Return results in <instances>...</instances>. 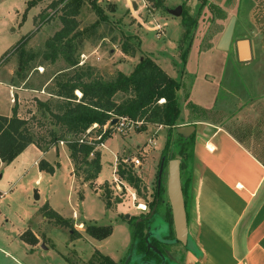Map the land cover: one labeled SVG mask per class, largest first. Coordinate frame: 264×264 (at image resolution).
Wrapping results in <instances>:
<instances>
[{"label":"rangeland","instance_id":"374dc122","mask_svg":"<svg viewBox=\"0 0 264 264\" xmlns=\"http://www.w3.org/2000/svg\"><path fill=\"white\" fill-rule=\"evenodd\" d=\"M28 1L0 0V114L10 115L16 104L18 115L27 119L42 145L50 141V130L58 128L38 101L53 102L50 93L58 79L81 67L86 79L109 80L117 71L129 74L148 56L180 81L181 113L176 127L184 125L190 115L202 114L206 107L209 115L239 133L264 160V0H161L160 5L153 0L151 6L139 8L127 5L126 0L94 3L101 14L90 1L83 0L76 16L77 32L70 43L75 47L74 69L61 55L54 61L46 56V40L62 26L64 2L54 6L57 0H38L27 8ZM178 4L190 6L185 21L182 14L168 12ZM231 16L236 17V24L229 49H218L217 42ZM242 40L249 46L245 60L240 59L237 45ZM122 97L118 95V99ZM163 101L161 98L159 103ZM108 123L102 130L94 128L91 136L98 139ZM142 126L145 129L138 131ZM176 127L169 152L175 155ZM166 138L164 125L115 123L110 139L96 146L101 169L92 182L84 180L82 166L74 168L63 141L49 147L51 152L46 155L30 145L9 163L0 160V264H101V254L124 264L130 245L129 219L153 211L148 203L153 200ZM41 157L55 166L52 174L39 169ZM132 157L139 158L140 165L133 166ZM120 162L131 165L140 177L137 188L116 173ZM161 183H166L165 165ZM45 203L68 219L79 236L71 234L70 226L44 216L40 208ZM163 209L161 206L154 214L151 230L161 240L163 261L180 264L186 246L163 237L167 229ZM86 223L111 225L112 231L96 239L85 232ZM29 228L38 235L35 244L25 240L33 237ZM137 264L148 263L137 260Z\"/></svg>","mask_w":264,"mask_h":264},{"label":"trees","instance_id":"16d2710c","mask_svg":"<svg viewBox=\"0 0 264 264\" xmlns=\"http://www.w3.org/2000/svg\"><path fill=\"white\" fill-rule=\"evenodd\" d=\"M37 1H28L27 8L35 5ZM59 2H64L60 15L62 26L46 40V56L54 61L61 55L69 67L74 69L77 65V61L73 59L75 47L71 48L70 43L77 32L76 16L83 0H57L53 2V5L56 6ZM161 2V0H156V5H160ZM92 4L101 14V8ZM186 13V9H183L182 21H185ZM218 14L222 16L223 12L218 9ZM24 39L25 36L19 40V43ZM123 50L129 54L125 46H123ZM185 57L186 54L183 53L181 56L183 61H185ZM32 58L33 55H30L29 59ZM27 63L28 60L25 61V64ZM86 75L87 73L81 67L76 68L70 74L66 73L63 78L56 81L55 89L50 93L54 98L53 102L51 100L38 101L48 112L53 126L58 128V130L54 128L50 130L51 138L46 145H42L35 138L27 119L18 115L16 104L12 107L10 115L0 114V160L9 163L30 144L46 151L49 147H55L58 142L63 141L74 168L82 166L85 173L84 180L92 182L101 169L100 150L96 149V144L110 138L113 127L108 126L104 131H101L102 126L114 117H118L119 121L121 117H125L129 122L160 124L167 127L166 143L161 151V156L165 158V166L171 158L178 157L180 159L181 184L186 203L195 132L193 131L187 136L176 132L174 142L177 147V156L173 153L169 154L173 144L172 132L178 124L181 113L178 100L180 81L169 76L148 56L143 57L129 74L117 71L116 75L109 80L86 79ZM119 94H123L121 99H118ZM161 98H164V101L159 103ZM94 123L101 129L100 138L94 139L92 143L80 142L79 139ZM144 129L145 127L142 126L138 131ZM91 154L92 156H90ZM38 167L41 171L50 174L55 170V166L45 158L38 161ZM116 173L134 188L138 187L141 179L135 175L131 165L128 166L126 163L120 162ZM164 193L165 185L163 183L158 185L156 181L153 200L148 203L149 208L153 209V213H142L129 219L131 228L128 256L130 258L127 264H137V260L148 264H166L163 261L164 250L161 240L154 236L151 230L154 214L159 212L160 207L163 206V217L167 225L163 237L175 241L170 206L168 200L164 201ZM108 204L107 201L106 205ZM40 209L44 216L54 218L58 224L63 226H70L71 234L79 236V232L73 229L68 219L63 218L49 204L45 203ZM111 231V225L85 224V232L96 239L107 237ZM30 234L33 237L24 238L29 243L35 244L37 238L32 233ZM100 256L101 264H119L108 255L101 254Z\"/></svg>","mask_w":264,"mask_h":264},{"label":"crops","instance_id":"0c3cea01","mask_svg":"<svg viewBox=\"0 0 264 264\" xmlns=\"http://www.w3.org/2000/svg\"><path fill=\"white\" fill-rule=\"evenodd\" d=\"M204 109L182 123L195 135L180 264H264V160Z\"/></svg>","mask_w":264,"mask_h":264},{"label":"water","instance_id":"95a60500","mask_svg":"<svg viewBox=\"0 0 264 264\" xmlns=\"http://www.w3.org/2000/svg\"><path fill=\"white\" fill-rule=\"evenodd\" d=\"M133 7H136V4L133 3ZM189 5L182 6L181 4L176 5L173 8H169L168 12L173 16H180L183 9L188 10ZM236 24V17L231 16L222 31L219 40L217 42V48L221 50H228L234 29ZM240 53V59L245 60L249 58L247 52V41L242 40L237 43ZM245 47V50H243ZM119 120L118 117L112 118L108 126H113ZM195 131V125H180L176 127V132L181 133L185 136ZM164 157L162 156L159 169H158V185L161 184V175L164 169ZM165 193L167 200L170 206L171 219L173 225V231L175 235V241L182 242L184 245L187 244V221H186V211H185V200L182 191L181 176H180V159L178 157L171 158L168 160L166 165V183H165ZM34 197L39 198V195L35 192ZM128 215H126L127 217Z\"/></svg>","mask_w":264,"mask_h":264},{"label":"built area","instance_id":"2783aa9c","mask_svg":"<svg viewBox=\"0 0 264 264\" xmlns=\"http://www.w3.org/2000/svg\"><path fill=\"white\" fill-rule=\"evenodd\" d=\"M86 1V0H85ZM87 1H90L91 3H97V4H100V2H104V3H107V4H110V3H114L116 2L117 0H87ZM153 2V0H126V4L129 5V6H133V3L136 4V7H149L151 6V3ZM134 9V8H133ZM79 95V93H78ZM125 121H128L125 117H121L120 118V124L121 125H124ZM119 122V120H118ZM129 122V121H128ZM108 123V122H107ZM106 123V124H107ZM105 126V125H104ZM94 128H98V125L96 123H94L91 127H89L85 134L79 139L80 142H87V143H92V141L96 138L95 136H91V131L94 129ZM101 134H98V139L100 138ZM103 143L102 142H99L98 144H101ZM96 144V146L98 145ZM124 162H127V159H123ZM130 162L132 163L133 166H138L140 165V160L139 158L137 157H132L130 159Z\"/></svg>","mask_w":264,"mask_h":264},{"label":"flooded vegetation","instance_id":"af4514ba","mask_svg":"<svg viewBox=\"0 0 264 264\" xmlns=\"http://www.w3.org/2000/svg\"><path fill=\"white\" fill-rule=\"evenodd\" d=\"M145 208H146V205H145ZM145 208L143 209V210H145ZM150 212V211H149ZM153 213V211L151 212V214ZM165 219V218H164ZM129 256L127 255V257H126V259H125V261H124V264H127L128 263V261H129Z\"/></svg>","mask_w":264,"mask_h":264},{"label":"bare ground","instance_id":"6f19581e","mask_svg":"<svg viewBox=\"0 0 264 264\" xmlns=\"http://www.w3.org/2000/svg\"><path fill=\"white\" fill-rule=\"evenodd\" d=\"M244 50V49H243ZM80 93V92H79Z\"/></svg>","mask_w":264,"mask_h":264}]
</instances>
